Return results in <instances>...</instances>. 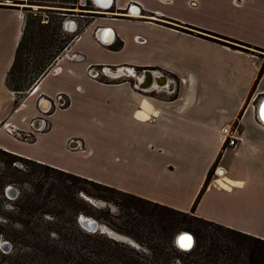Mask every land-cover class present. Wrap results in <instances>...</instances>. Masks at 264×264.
Segmentation results:
<instances>
[{"label":"crops","instance_id":"1","mask_svg":"<svg viewBox=\"0 0 264 264\" xmlns=\"http://www.w3.org/2000/svg\"><path fill=\"white\" fill-rule=\"evenodd\" d=\"M20 1L0 0V149L181 211L216 162L195 214L264 239V59L229 44L264 51V0H78L91 20L16 104L7 75L25 25ZM126 66L174 76L177 95L89 74ZM233 124L229 147L222 128ZM33 128V141L10 131Z\"/></svg>","mask_w":264,"mask_h":264},{"label":"trees","instance_id":"2","mask_svg":"<svg viewBox=\"0 0 264 264\" xmlns=\"http://www.w3.org/2000/svg\"><path fill=\"white\" fill-rule=\"evenodd\" d=\"M80 27L76 31L82 28ZM29 29V16L25 15L22 37L7 75V84L17 96L16 104L25 98L24 96L20 100L22 93L27 92L49 72L79 35L78 33L66 40L54 61L41 69L35 82L28 86H19L18 75L24 67L23 54L28 50ZM263 72L264 66L258 79ZM225 148L226 146L223 149ZM0 153L6 157L4 161L7 164V168L0 172V201L5 194V185L19 187L17 196L10 202L14 210L11 222L0 223V237L6 238L13 245L11 251H16L10 264H172V252L176 248L180 250L177 244H174L176 232L179 231L178 235L188 231L195 237V245L189 251L183 252H198L204 247L200 222L219 229L216 234H210L211 243L208 250L202 251L205 253L203 260L207 263L264 264V239L195 215L197 203L210 183V173L216 162L191 211H181L31 159L28 160L33 168L26 172L11 166L16 159L24 157L3 149H0ZM23 183L30 184L29 188H23ZM94 201H101L105 205L96 204ZM112 205L116 207L117 213ZM81 215L94 218L120 233L131 236L141 245L145 244L144 237L148 235L147 244L155 255L143 256L128 243L113 239L99 230L91 232L85 229L79 220ZM114 219H123L122 224H118ZM191 222L196 225L194 231L190 230L191 226L183 227ZM184 228L185 230H182ZM221 255L224 256L223 260ZM3 263H6L5 259L0 261V264Z\"/></svg>","mask_w":264,"mask_h":264},{"label":"rangeland","instance_id":"3","mask_svg":"<svg viewBox=\"0 0 264 264\" xmlns=\"http://www.w3.org/2000/svg\"><path fill=\"white\" fill-rule=\"evenodd\" d=\"M21 8L23 9V12L25 13V15L29 16L30 34L28 36V41H29L28 50L23 54V58L25 59L23 60L24 67H23L22 72L19 73L18 75L19 81L17 82V84L19 86H28L29 84H32L33 82L37 80V78L39 77V73L41 69H43V67L48 66L51 63V61H54L55 56L61 51V47L64 46V44L66 43V40L80 33V30L74 32L75 30L70 29L69 25L72 22H75V24H78L79 26L83 27L85 23L91 19L85 9L87 7L79 6L77 0H27L26 3L21 6ZM69 21L71 22L68 24L67 22ZM65 24L68 26V28L71 31L65 30L63 28ZM233 45L247 52L253 53L254 55L262 56V58L264 59V51H261L260 49H256V48L253 49V47L248 48L245 46H240L238 44L237 45L233 44ZM121 69L124 71V68L122 67H117V68L113 67L110 69L97 67V69L95 70L96 72L100 73V75L97 77L98 79L110 81V79H113L116 75L112 73L110 74L106 70H109L110 72H118V70H121ZM143 70L144 69L142 68L132 69L131 72L134 73V75H129V76L126 75V76H123L122 79L130 80L133 83L134 87L137 88V85H138L137 76H141L143 74ZM101 72H103L104 75L101 74ZM122 74H124V72ZM168 77L171 79V82L170 80H168L169 82L168 84H172V87H169L168 89H165L164 87H158V85H156L157 82L155 81V84H154L155 86L153 87H155L156 89L150 87L151 88L150 91H146V92L151 93L156 96L164 97L166 99H171L175 97L179 91L180 80H178L174 76H171L170 74H168L167 78ZM34 86L35 84L31 88H29L27 92L22 93L21 95L22 97L20 98V100L24 96H27ZM171 88L176 90L175 93H171L172 91ZM160 89H163V91L159 92L158 90ZM18 136H20V134H18ZM133 147L135 148V146ZM182 149H185L184 146L178 148L179 151H182ZM183 155H186V152ZM4 159H6V157L1 155L0 153V172L1 173L7 168V164L5 163ZM11 166L22 169L26 172H29L33 168V165L28 160V158L27 159L26 158L16 159L14 162L11 163ZM218 170H219V166L218 164H216L215 167H213V170H211L212 172L210 173V183L212 182V180L219 178ZM10 186H13V189L16 191V193L19 192L18 185L15 186L12 184H7L4 186L5 194H4V197H2L0 201V223H4L6 221L11 222V214L14 213L13 207L11 205L12 203L10 204V202H13L12 199H15V198L7 194V190ZM29 186L30 184L28 183H23L22 185V187L25 189H28ZM1 191L2 190H0V192ZM0 197H1V194H0ZM94 202L102 206L105 205V203L101 201H94ZM112 208L115 212L117 211L114 205H112ZM114 220L117 221L118 224H122L121 222L123 219H114ZM101 224L110 228L108 225L104 223H101ZM200 225L202 227L201 236H202L204 247L200 248L198 252H195V251L183 252L184 250H181V249L179 250L176 248L175 251L172 252L173 257H174L172 264H209L205 260H203L205 253L203 254L202 251L204 250V252H206L208 250V246L211 243L210 234H213V235L216 234V232H218L219 229L205 222H200ZM186 226H191L190 227L191 231H194L196 228V225L193 222L186 223L185 225H183V227H186ZM110 229L113 232L108 231V233H106L100 230L99 231L100 233L102 232V233L107 234L109 237L113 239L130 244L131 247H134L143 256L152 257L155 255V254L153 255V252L150 250L147 244L149 240L148 235L144 237L145 244L141 245L133 237L120 233L117 230H114L113 228H110ZM182 230H185V228ZM178 232H176V234L174 235V244L176 243L175 239H176V235ZM5 241H8V240H6V238L0 237V261L2 259H5L6 263H3V264H10V262H12L11 258L16 255L15 254L16 251L15 250L11 251L13 245H11L9 241L8 242L10 243L11 247L9 248V250H6L2 246V242H5ZM221 256L222 257L220 258L221 260H223L224 256L223 255ZM142 260L145 261L143 258Z\"/></svg>","mask_w":264,"mask_h":264},{"label":"water","instance_id":"4","mask_svg":"<svg viewBox=\"0 0 264 264\" xmlns=\"http://www.w3.org/2000/svg\"><path fill=\"white\" fill-rule=\"evenodd\" d=\"M154 80L158 84H167L168 82V79L165 75L155 74L152 70L147 69V71L145 72L144 83L141 85V87H151L154 83ZM259 118L264 123V99L260 102ZM7 194L15 198L18 193H16V191L13 189V186H10L7 190ZM79 220L82 226L91 232H96L98 230L106 233H108V231L113 232L110 228L101 224L94 218L81 215L79 217ZM183 240H185V243L183 242ZM176 243L181 249L190 250L194 246L195 237L191 232L183 231L177 236ZM2 246L6 250H9V248L11 247L8 241L2 242Z\"/></svg>","mask_w":264,"mask_h":264},{"label":"built area","instance_id":"5","mask_svg":"<svg viewBox=\"0 0 264 264\" xmlns=\"http://www.w3.org/2000/svg\"><path fill=\"white\" fill-rule=\"evenodd\" d=\"M71 22V21H70ZM67 23H69V22H67ZM66 23V24H67ZM65 24V29L66 30H70L69 28H68V26ZM70 26V25H69ZM79 27V26H78ZM70 28H71V26H70ZM71 31V30H70ZM78 37V36H77ZM76 37V38H77ZM122 68H124V71L122 70V72L120 73V74H116V76L115 77H118L119 79L120 78H122L123 76H129V75H134V73H132L131 71H132V69H135L134 67H129V66H126V67H122ZM95 69H97V68H94V67H92L90 70H89V74L91 75V77H93V78H97L99 75H100V73L99 72H96V70ZM109 71V70H108ZM147 71V69H144L143 70V74L141 75V76H137V81H138V85H137V88H139V89H142L143 91H150V87H141V85L144 83V78H145V72ZM155 74H160V75H165L166 77L168 76V74L167 73H163V72H161V71H157V70H152ZM124 72V74H122ZM109 73V72H108ZM101 74H103L104 75V73L103 72H101ZM111 74V73H110ZM169 78V77H168ZM167 78V79H168ZM172 78V77H171ZM168 80H170V82H171V79L169 78ZM153 86H155L154 84L151 86L152 88H155V87H153ZM169 86H172V84H164L163 86L161 85V87H164L165 89H168L169 88ZM158 87H159V85H158ZM157 87V88H158ZM156 89V88H155ZM34 90L35 89H32L31 90V93L33 94V92H34ZM174 89H172V91H173ZM159 92L160 91H163V89H160V90H158ZM171 91V93H175V91L176 90H174L173 92ZM42 129L41 128H33V130H31V131H24L25 132V134H24V132L23 131H14V130H11L10 129V131H11V133H15V135H17L18 136V134H20V138L21 139H24L25 141H33L34 139H35V137H36V132H38V131H41ZM239 125H237V124H233V125H228V126H224L223 128H222V133H223V135H224V142H225V144H227L229 147H236L237 146V144H238V140H239ZM23 134V135H22ZM24 136V137H23ZM79 141V140H78ZM79 147H81V146H79ZM226 149V148H225Z\"/></svg>","mask_w":264,"mask_h":264},{"label":"bare ground","instance_id":"6","mask_svg":"<svg viewBox=\"0 0 264 264\" xmlns=\"http://www.w3.org/2000/svg\"><path fill=\"white\" fill-rule=\"evenodd\" d=\"M136 12H137V11H136ZM136 12H135V13H136ZM69 23H70V21H69ZM69 23H68V24H69ZM106 71H108V70H106ZM108 72L116 75V74H120V73L122 72V70H118V72H110V71H108ZM168 83H169V82H167V84H168ZM153 84H155V81H154ZM156 85H159V87H161V85L163 86L164 84H158V83H156ZM169 87H171V86H169ZM171 89H172V88H171ZM45 104H47L46 107H45ZM49 104H50V103H49L48 101L43 102V108L47 110V109L49 108L48 106H50ZM47 107H48V108H47ZM109 232H110V231H109ZM178 235H179V234H178ZM178 235H177V236H178ZM176 238H177V237H176ZM183 242L185 243V240H183ZM194 245H195V243H194Z\"/></svg>","mask_w":264,"mask_h":264},{"label":"flooded vegetation","instance_id":"7","mask_svg":"<svg viewBox=\"0 0 264 264\" xmlns=\"http://www.w3.org/2000/svg\"><path fill=\"white\" fill-rule=\"evenodd\" d=\"M177 244V243H176ZM178 246V245H177ZM179 247V246H178ZM180 248V247H179ZM181 249V248H180ZM181 250H184V249H181ZM184 251H189V250H184Z\"/></svg>","mask_w":264,"mask_h":264}]
</instances>
